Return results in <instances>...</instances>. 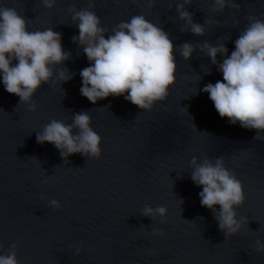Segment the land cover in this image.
<instances>
[{
  "label": "water",
  "instance_id": "95a60500",
  "mask_svg": "<svg viewBox=\"0 0 264 264\" xmlns=\"http://www.w3.org/2000/svg\"><path fill=\"white\" fill-rule=\"evenodd\" d=\"M182 2L156 0L149 8L146 0H94L89 9V0H55L48 9L42 0H0V8L26 19L29 31L60 33L69 53L33 95L34 112L5 90L0 74V255L16 244L19 264H264V252L255 248L257 239L264 242V140L254 139L257 130L220 117L203 88L223 75L202 50L205 42L224 44L230 56L249 17L264 20V0H234L239 10L223 12L213 11L214 0H192L185 10L203 25V36L179 18ZM73 6L94 11L105 38L135 15L167 32L177 64L169 96L151 111L123 95L95 104L82 96L80 72L91 63L72 39L79 36ZM184 43L194 46L188 60L180 55ZM224 58L217 55L219 63ZM61 70L71 79L58 80ZM83 111L102 138L99 158L74 154L65 162L55 145L37 142L53 119L71 125ZM193 157L198 163L222 157L242 182L246 199L236 211L248 224L238 234L226 239L214 213L201 205ZM52 199L61 207H52ZM145 205L166 206V218L144 216Z\"/></svg>",
  "mask_w": 264,
  "mask_h": 264
},
{
  "label": "clouds",
  "instance_id": "9594fccd",
  "mask_svg": "<svg viewBox=\"0 0 264 264\" xmlns=\"http://www.w3.org/2000/svg\"><path fill=\"white\" fill-rule=\"evenodd\" d=\"M146 2L151 8L156 0ZM42 3L51 9L55 0H42ZM191 4L192 0H183L177 4L176 11L193 34L203 36V25L195 23L192 13L185 10V5ZM226 7L239 10L240 5L234 0H214L213 11L223 12ZM92 8H95L94 0H89V9ZM89 9L77 11L74 6L70 9L79 28V36L72 39L83 46L91 63L80 72L82 96L95 104L109 96L123 95L126 101L151 111L157 102L169 96V87L176 79L175 47L168 33L143 15H135L130 22H121L113 29L114 34L105 38L106 29L100 26V18ZM202 50L223 75L222 81L203 88L220 117H227L233 125L239 122L245 129L257 130L254 139L264 140V135L259 134L264 131V20L249 17V24L236 39L230 56L224 44L213 46L205 42ZM193 52L194 46L190 43L180 46V55L185 60L190 59ZM218 54L225 55L222 63L217 61ZM67 59L69 53L63 50L60 33L51 28L29 31L26 19L15 9L0 8V74L5 90L20 97L21 103L29 105V111L37 109L33 95L42 83L52 80L55 66ZM13 60L18 63L13 65ZM69 79L67 70L59 71L58 80ZM90 124L87 111L74 114L71 125L53 119L37 133V142L55 145L65 162L74 154L99 158L102 138ZM74 129L78 130L75 135ZM190 164L192 181L203 189L199 193L201 205L214 213L226 239L238 234L248 224L247 218H237L236 209L246 199L242 182L225 167L222 157L216 158L214 163L208 158L198 163L193 157ZM50 205L61 207L56 199H52ZM216 205L220 206L219 211ZM167 211L166 206L145 205L143 215L159 216L163 220ZM152 235L163 237L164 233L153 230ZM255 248L257 252H264V242L257 239ZM75 251L79 255L82 249L77 247ZM0 264H19L16 244H12L8 254L0 255Z\"/></svg>",
  "mask_w": 264,
  "mask_h": 264
}]
</instances>
